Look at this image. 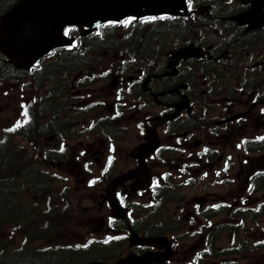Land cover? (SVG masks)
I'll return each mask as SVG.
<instances>
[{
	"label": "flooded vegetation",
	"instance_id": "flooded-vegetation-1",
	"mask_svg": "<svg viewBox=\"0 0 264 264\" xmlns=\"http://www.w3.org/2000/svg\"><path fill=\"white\" fill-rule=\"evenodd\" d=\"M189 19L200 23L193 37H177L167 42L169 45L158 44L159 52L145 50V59L140 63L125 53L121 57L124 60L121 69L117 71L119 83L111 86L103 97L86 92L98 79L96 76L84 78V70L77 72L70 83L66 77L71 72L59 78H48L47 91L56 92L57 98L47 102V133L43 139L49 152L47 159L59 167L65 166L67 161L73 164L82 161L84 166L97 167L104 163L107 155L116 159L126 123L135 131L137 142L145 138L148 129L157 130L161 145L146 161L154 182L159 172H154L153 165L172 157L178 165L174 172L176 179L193 181L190 206L184 215L188 227L186 235H182L178 227L171 233L155 232L157 224L145 219L147 192L154 183L136 191L127 181L116 189L122 204L129 207L128 219L120 221L125 229L131 227L147 237L143 243L131 245L129 249L139 254L163 250L166 245L156 242L153 236L168 233L176 252L165 264H193L196 248L205 249L207 244L220 242L222 260L215 264H264V0H195ZM167 20L159 18V23ZM189 43H192V52H197L196 47H201L203 52L199 56L178 58L176 74L166 73L170 69L171 51ZM128 48L133 52L137 47L129 45ZM189 71L199 73L204 85L200 96L205 105L194 103L195 109L205 106L203 114L197 120L167 119L164 116L174 110L172 103L182 96L181 92L168 93L167 90L182 81L187 83L186 87H181L182 92L195 90L188 78L192 77ZM57 74L55 72V76ZM170 75L174 76L168 81ZM147 78L150 80L146 84ZM217 83L222 86L216 88ZM212 92H216L214 96ZM185 121L188 125L181 126ZM248 121L254 124L252 132L246 135L248 130L243 122ZM233 123L244 129L236 138L230 142L214 140L226 137ZM165 133L166 136L175 134L180 140L173 139L169 144L164 141ZM229 144L231 148L227 151L225 146ZM51 148L64 152L54 157ZM130 158L136 163L135 158ZM84 166L78 169L79 174H85L80 187L89 192L93 201L84 211L89 213L88 220L95 227H104L106 203L99 197L102 186L89 184L90 170ZM214 169L222 171L217 173ZM211 176L216 182L214 186L219 188L202 183ZM212 189L219 190L220 194ZM176 192L184 194L183 189ZM136 193L140 197L142 221L139 224L130 221V202ZM181 210L183 207L177 204L176 215L180 219ZM119 223L116 219L112 225ZM241 237H244L241 244L247 248L224 259L228 242Z\"/></svg>",
	"mask_w": 264,
	"mask_h": 264
},
{
	"label": "rangeland",
	"instance_id": "rangeland-1",
	"mask_svg": "<svg viewBox=\"0 0 264 264\" xmlns=\"http://www.w3.org/2000/svg\"><path fill=\"white\" fill-rule=\"evenodd\" d=\"M12 0H2V3L4 4H8L9 2H11ZM195 2V0H194ZM191 25V24H190ZM153 25H151L149 28L153 27ZM176 26V27H175ZM173 28L180 31V28L184 27L182 26H178L175 25ZM192 26V25H191ZM178 27V29H177ZM148 28V29H149ZM175 30V31H176ZM76 36V35H75ZM100 37H102L101 35H99ZM110 35H108V37H110ZM131 38H135V34L132 33V35H130ZM130 37L127 35V31L124 30L122 27H119L115 33L113 34V38L114 39V43L116 44L115 47H118L117 50L116 48L113 49L114 52L111 53H107L106 50H108V48H102V49H98V50H93L90 49L88 54H86L85 56H87V62H85L86 66H84V69L87 71L89 70L91 73H98V76L100 79H98L97 81H95L94 85H92V87L87 88L86 92H91L92 96H96V97H103L105 96L109 90H111V85L110 82L108 80H111V76L113 75V72H117V69L122 65V60L121 57L124 55V53L127 50V46L129 45V43L132 41L130 39ZM192 44V43H189ZM166 45H169L166 44ZM183 46V45H181ZM149 48L155 49L158 52L161 51V47L157 46V44H149L148 45ZM88 48V46H87ZM165 49H169L168 47H165ZM175 60V57H170V62H173ZM79 68H68V70H66L65 72H58V74L55 76L56 78L65 76L62 75L63 73H67V72H71L70 74H67V82H71L72 80H74L75 75L77 74V71H79ZM176 66L173 65L168 71H166V73L171 74L173 71H176ZM112 70L111 73H109L108 71ZM107 76V77H106ZM174 75H170L168 77V81L171 79V77H173ZM14 77H18V73H14ZM105 77V78H102ZM29 78V77H28ZM54 78V77H53ZM149 78V77H148ZM146 79V84L149 82L150 79ZM189 79H193L194 82H197V87L195 88V90L191 93H187V92H182L181 90V86L185 84L186 82H180L179 83V90L182 94L181 98L178 101L175 102H180L181 100H186V101H190L192 102V104H194L198 99L200 98V93L203 92L204 90V85L202 84V81L199 78V73H197L196 75H194L193 77H189ZM30 79V78H29ZM108 81V82H106ZM13 80L10 82V84L6 83L4 80H0V137H1V131H3V128L5 126H8L10 123H13L12 125L17 126V123L19 122V127H22L24 124H27V117H23L18 115V113L21 111V107L23 106V103L21 101L22 96L19 97L17 90H15V88H17L15 86V83ZM12 84V85H11ZM220 86H222V84L217 83L216 84V88H219ZM6 93V94H5ZM82 93V92H80ZM165 93V91H164ZM79 94V93H78ZM27 98L28 100L26 101V105L29 106L32 103L33 100V94L32 93H27ZM106 100V99H105ZM19 101H21L22 105H19ZM160 108V107H158ZM200 109H196L195 111L198 112ZM202 110V109H201ZM246 113V112H244ZM213 114V113H212ZM98 116H101V112L98 113ZM40 122L43 124V119L40 120ZM243 124H245L247 127V132L245 133L246 135L250 134L252 132V126L254 123H251L250 121L248 122H243ZM126 126L123 127V132L122 137L119 139V148H118V152H117V162H115L108 170L105 168L104 172H109L113 167L111 173L108 175L110 176H114L118 173H121L125 170H127L128 168L132 167L135 165V163L131 160L130 156H129V151L130 149L137 143V135L135 133V131L132 128L128 127V123L125 124ZM231 128L232 130L229 131L227 133L226 137H216L214 138L215 141H227L230 142L232 141L234 138H236L237 135H239V133H241L244 129H240L239 125L236 124H232L228 127V129ZM164 141L168 142L169 144L172 143L173 141V137L174 135H170V136H166V133L164 135ZM45 137V134L43 136H37L34 135V139L37 140L38 142H41L42 146H36L34 145L31 140H25L20 138V136L16 137V141L23 144L26 148L25 150L29 151L31 154H33L34 159H36L38 156H43L42 151L44 150L43 148V139ZM203 138H205V136H203ZM226 150H230L231 148V144L226 145L225 146ZM55 149V148H53ZM164 164H167V162H156L153 165V170L154 172H170L173 174L174 171L177 170V164L173 163L167 166H164ZM82 166V163L79 162L78 164H71L69 161H67L66 165L63 167H54L52 166L54 169H56L58 171V174L60 176H64V181H60L58 183H56L54 186H52L51 188L53 190H51L50 192L52 193V198H51V202L52 203H57L58 200H60L61 205H60V209L61 211H64L65 209H69V213L73 216V218L71 219V221H66L64 222L63 220H66L68 217H61L59 216V230H58V238L56 239V244L59 245H68V244H74L75 242H82L85 239H88L89 241L92 239H98V238H104V237H118L120 238L121 236H124V238L121 239V243H119V250H120V254H114L113 257L110 258H101L104 260H114L116 259L118 256L121 255H126L128 252H130L131 250L129 249V240L128 237H126V234L129 235V233L127 231H122V230H118L116 228H112V226H104V227H95L93 223L89 222L87 219V215H83V216H75L74 215V210L75 209H80L81 207L78 206V202L79 204H81L83 202V204H89L90 206H92L93 201L89 196V192H85L82 191L81 187H80V182L83 178H85V174L83 176H79L78 174V169ZM102 166V164H98V166L96 167L95 165H93V168L95 170V172H92L91 174H89V176L91 175L92 177L96 176V174H98V170L99 168ZM104 166V165H103ZM59 168V169H58ZM98 177V176H96ZM46 181L48 180V177H46ZM212 176L209 179H206L204 181H202V183L204 184H212ZM106 180H104L103 182L99 183V184H104V186L106 185ZM63 188V189H62ZM212 188H219L218 186H212ZM214 191V193L216 194H220V191L217 189H212ZM183 191H184V195L185 198L183 201H178V202H171L170 203V213L172 214L173 219L177 220V224H175L178 227L179 232L182 233V235H186V230H187V223H186V216L185 213L187 214V210L190 206V196L192 195L193 191H192V185H187L185 187H183ZM179 195V193H176V196ZM34 201H37L39 199L38 195H34ZM40 199L43 200L44 202L46 201V198L43 197V195H40ZM177 204H180L183 207V210H181V215L182 218L180 219L179 217H177L176 215V209H177ZM153 209H147V212H151ZM95 214H99V213H95ZM105 214L107 216L108 214V210H105ZM134 215L136 216V218L139 220L140 217V213L135 212ZM111 217V216H110ZM57 225V224H55ZM257 234V233H256ZM254 234V236L256 235ZM39 240V239H37ZM18 244L21 245V241L22 238L18 239ZM44 242L41 241H37V246H42L45 247ZM11 245L7 246V250L10 251L11 250ZM197 250V248H196ZM102 257H106V255H102ZM18 264V263H17ZM21 264V263H19Z\"/></svg>",
	"mask_w": 264,
	"mask_h": 264
},
{
	"label": "water",
	"instance_id": "water-1",
	"mask_svg": "<svg viewBox=\"0 0 264 264\" xmlns=\"http://www.w3.org/2000/svg\"><path fill=\"white\" fill-rule=\"evenodd\" d=\"M180 7H184V0H19L1 16L0 47L16 65L29 67L52 47L64 43L62 30L66 25H79L88 33L107 18L174 14ZM134 153L143 157L148 152L135 149ZM143 164L142 160L136 171L118 179L143 172Z\"/></svg>",
	"mask_w": 264,
	"mask_h": 264
},
{
	"label": "trees",
	"instance_id": "trees-1",
	"mask_svg": "<svg viewBox=\"0 0 264 264\" xmlns=\"http://www.w3.org/2000/svg\"><path fill=\"white\" fill-rule=\"evenodd\" d=\"M9 6V4H4L0 0V10ZM0 61L2 74L4 75L7 67H10V63L2 54L0 55ZM24 152V147L15 143L12 138L0 143V233L8 231L10 226L14 230L28 227L25 233H30L32 227L35 226L36 228L39 227V232H44L46 228L41 223L46 217L53 215V213L48 214L45 212L42 202H32L30 197L24 193L28 189L24 185L27 182H30L33 190L40 194H44L48 189L45 173L39 169L32 170L28 165L31 158L29 155L25 157ZM17 160L24 161L15 166ZM21 210H31L34 216L25 217L28 213ZM30 240L29 238L28 241H25L21 249L13 247L8 251L7 246L9 244L2 242L0 237V264L8 262V255L19 257V262H35L33 254H38L39 251ZM28 249H31V254L24 256ZM38 261L46 263V260L38 259Z\"/></svg>",
	"mask_w": 264,
	"mask_h": 264
},
{
	"label": "snow or ice",
	"instance_id": "snow-or-ice-1",
	"mask_svg": "<svg viewBox=\"0 0 264 264\" xmlns=\"http://www.w3.org/2000/svg\"><path fill=\"white\" fill-rule=\"evenodd\" d=\"M27 115V112H25V116ZM17 126H19V122L17 123ZM107 242V241H105ZM85 247H87V245H85Z\"/></svg>",
	"mask_w": 264,
	"mask_h": 264
}]
</instances>
